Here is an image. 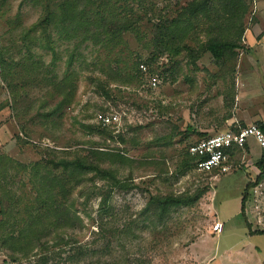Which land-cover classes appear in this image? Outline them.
<instances>
[{
	"label": "rangeland",
	"instance_id": "obj_1",
	"mask_svg": "<svg viewBox=\"0 0 264 264\" xmlns=\"http://www.w3.org/2000/svg\"><path fill=\"white\" fill-rule=\"evenodd\" d=\"M187 1H120L113 15L132 11L137 23L118 44L88 40L75 52L73 40L53 31L58 57L53 64L56 54L46 46L44 32H39L41 45L32 42L35 33L26 36V29L42 18L43 7L0 0V180L7 188L0 191V264H44L41 244L16 250L15 239L6 237L22 232L40 187L38 181L33 184L34 163L60 158L98 164L119 182L95 171L82 175L70 195L74 221L60 230L67 245L59 244L54 231L41 237L49 248L47 264H264V234L249 236L241 211L244 189L251 183L245 212L252 231L264 230V178L257 182L255 164L261 147L254 144L251 154L235 150L228 171L199 172L188 147L206 135L183 129L189 112L194 125H208L210 117L234 105L237 95L242 101L254 94L255 112L264 110V0H215L201 27H191L183 40L173 32L167 49L157 50L154 23L177 16ZM213 37L239 46L218 60L205 47ZM74 52L77 90L63 115L48 121L43 114L62 99L49 77H63ZM119 58L120 65L146 63L159 86L150 88L141 71L131 82H112L113 94L107 98L93 79L106 80L103 68L109 63L116 67ZM39 60L46 65H31ZM100 112L118 113L120 120L103 126L96 121ZM227 128L230 124L216 132ZM166 195L197 199L171 207L160 220L152 203ZM217 217L225 226L214 236L211 226Z\"/></svg>",
	"mask_w": 264,
	"mask_h": 264
},
{
	"label": "trees",
	"instance_id": "obj_2",
	"mask_svg": "<svg viewBox=\"0 0 264 264\" xmlns=\"http://www.w3.org/2000/svg\"><path fill=\"white\" fill-rule=\"evenodd\" d=\"M27 1L33 2L36 6L41 5L44 9V13L41 19L31 24L26 29V36L35 33L36 35L32 38V42L35 41L41 45L39 40L43 38L40 36L39 32H44L46 35L44 40L48 43L46 46L50 47L56 54V58L54 57L52 60L53 64L58 58L53 31L58 34L60 39L73 40L76 43L74 50L76 52L79 46L88 40H92L95 45L103 44L107 46L111 43L118 44L119 41L122 40L124 32L136 27L137 23V19L134 18L132 11L124 16L113 15L114 6L122 0ZM180 1L181 0H178L179 3ZM214 1L215 0H188L186 5L180 7L181 9L177 13V16H165L157 23H154L156 31V35L154 36V47L159 51L167 49L173 32L177 33L179 40H183L191 30V27H201L205 22L203 16L210 15V11H212L214 7ZM241 18L242 17H240V20ZM225 20L229 23L233 22L231 18H225ZM238 46L239 43L221 37L209 38L205 44L206 49L211 51L218 60L224 56L227 50L234 49ZM179 49L181 50V47ZM75 52L69 59L68 71L63 77L60 78L57 74H52L53 76L49 77L50 82L53 83V91L62 96V99L54 109L43 114L48 121L52 120L57 114L60 117L63 115L62 112L64 111V107L71 103L77 90L76 78L74 77L77 75V72L74 68L71 69L73 62L76 60ZM30 56L33 58V53H31ZM5 62L8 63L7 58L2 57V66H5ZM114 62L117 64L116 67L109 63L106 68H103L104 74L107 75L106 80H102L97 76L93 79L97 81V86L102 89L103 95L107 98H111L113 94L112 87H110L112 82H131L135 75H139L141 72L139 68L140 61H137L133 66H128L127 62L120 65V58L114 59ZM31 65L41 68L45 66L46 63L44 60H39L34 61ZM132 69L134 70L133 73L131 72ZM262 127L264 128V126ZM234 149L230 151L231 154L234 152ZM188 154L193 166L196 168L198 158L193 156L189 150ZM7 159L13 161L12 159ZM22 166L27 168L26 165ZM256 166L260 170L257 178V182H259L264 178V151L257 160ZM7 167L3 170L4 172ZM56 169H61L63 173L56 172ZM32 171H34L35 178L33 184L36 185L35 182L37 183L38 181L40 187L36 189V196L31 198L32 204L27 208L28 217L25 219L22 232L18 236H7L6 240L15 239L18 246L16 250H31L37 243L41 244L45 251H43L40 256V260L44 264H47L51 259L49 253H46L49 248L45 244L46 241H43L41 237L48 236L54 231L58 234V238L60 239L59 244L65 242L63 244L67 245L68 242L64 235L61 234L60 230L71 226L74 221L73 218L75 215L72 211L73 205L69 203L70 195L72 194L74 186L83 182L82 175L95 171L102 179H111L115 183L119 181L114 176L113 172L101 168L98 164L88 163L81 158H60L58 160L50 159L45 162L43 161V163L35 162L32 166ZM251 186L252 184L248 183L244 189L241 211L250 233L264 234V230L252 231L251 223L248 221L245 212L247 194ZM5 187V184L0 180V191L5 192L7 189H5ZM196 199L197 196L194 198L191 196L177 195L157 196L154 197V202L152 203L153 211L159 219L162 220L168 215L171 207L188 205L193 203ZM37 204L39 205L38 207H36Z\"/></svg>",
	"mask_w": 264,
	"mask_h": 264
},
{
	"label": "built area",
	"instance_id": "obj_3",
	"mask_svg": "<svg viewBox=\"0 0 264 264\" xmlns=\"http://www.w3.org/2000/svg\"><path fill=\"white\" fill-rule=\"evenodd\" d=\"M140 70L147 76L148 86L156 89L160 79L157 75H151L146 63L139 64ZM120 120L118 113H103L96 115V121L103 126H111ZM250 139H254L264 151V128L258 123H250L242 126L240 123H232L230 128L218 133L201 138L189 146V152L198 158L196 169L199 172L213 170L228 171L232 149H243ZM224 230L222 221H214L211 231L220 234Z\"/></svg>",
	"mask_w": 264,
	"mask_h": 264
},
{
	"label": "crops",
	"instance_id": "obj_4",
	"mask_svg": "<svg viewBox=\"0 0 264 264\" xmlns=\"http://www.w3.org/2000/svg\"><path fill=\"white\" fill-rule=\"evenodd\" d=\"M253 98H254V94L249 93L248 95H246V97H244V99L242 101H240V96L237 95L236 99L234 101V105L230 109H226V110L221 111V113L219 115H217V113H216L215 116L210 117L211 119L212 118L213 119L208 125H206V124L194 125L195 123L192 121V117H191V114L189 112L188 118L183 120L184 125H185V128H183V129L187 130L188 131L187 133H189L192 136H205V135L209 136V135L215 134V132L217 131V129H219V127H223V126H226L228 124L231 125L232 123H259L260 125L264 126V112H263L264 110L261 112H257V113L255 112V108L253 107L254 106V99ZM244 100H246V101H244ZM202 138H204V137H202ZM199 140H197V141H199ZM197 141H194L193 143H195ZM254 144H257V142L254 139H250L248 141V143L246 144L245 148H243V149H248L250 151V154H251V152L255 150ZM237 149L241 150L239 148H236V149H234V151ZM260 150L263 153V149L261 148ZM257 153L258 152H256V154ZM260 157H261V155H260ZM218 219L219 218L217 217L216 220H218ZM224 226H225V224H224ZM212 234H214V233L212 232ZM247 234L249 236L254 235V234L250 233L249 229L247 231ZM218 235L219 234H214V236H218Z\"/></svg>",
	"mask_w": 264,
	"mask_h": 264
}]
</instances>
